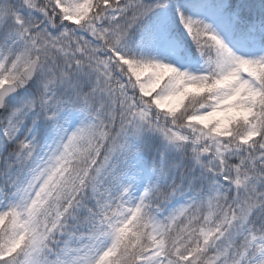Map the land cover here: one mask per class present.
<instances>
[{
    "label": "snow or ice",
    "instance_id": "snow-or-ice-1",
    "mask_svg": "<svg viewBox=\"0 0 264 264\" xmlns=\"http://www.w3.org/2000/svg\"><path fill=\"white\" fill-rule=\"evenodd\" d=\"M0 264H264V0H0Z\"/></svg>",
    "mask_w": 264,
    "mask_h": 264
}]
</instances>
